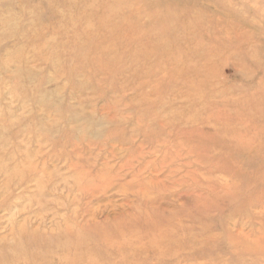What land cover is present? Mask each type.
Returning a JSON list of instances; mask_svg holds the SVG:
<instances>
[{"label":"rangeland","instance_id":"rangeland-1","mask_svg":"<svg viewBox=\"0 0 264 264\" xmlns=\"http://www.w3.org/2000/svg\"><path fill=\"white\" fill-rule=\"evenodd\" d=\"M0 264H264V0H0Z\"/></svg>","mask_w":264,"mask_h":264},{"label":"bare ground","instance_id":"bare-ground-1","mask_svg":"<svg viewBox=\"0 0 264 264\" xmlns=\"http://www.w3.org/2000/svg\"><path fill=\"white\" fill-rule=\"evenodd\" d=\"M67 247V246H66Z\"/></svg>","mask_w":264,"mask_h":264}]
</instances>
